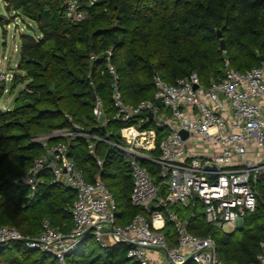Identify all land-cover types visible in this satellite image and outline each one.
Segmentation results:
<instances>
[{"label":"trees","instance_id":"obj_1","mask_svg":"<svg viewBox=\"0 0 264 264\" xmlns=\"http://www.w3.org/2000/svg\"><path fill=\"white\" fill-rule=\"evenodd\" d=\"M2 1L7 11L36 25L34 34L19 35L18 73L13 74L9 92L20 84L24 88L10 109H0V227L12 226L24 236H37L43 219L64 233L73 226L72 191L51 185L49 174L34 193L21 183L35 159L44 153L45 142L35 138L72 128L74 122L101 137L110 132L108 138L118 143L120 129L132 124L110 122L101 128L94 120V93L101 97L108 116L114 113L106 51H111L127 104L153 98L156 73L173 83L195 72L200 83L208 86L224 76L225 62L240 72L264 65L258 60L264 57V0H97L84 6L88 16L77 23L65 18L64 0ZM80 2L86 5V0ZM4 18L0 15V25L8 23ZM217 31L222 33L224 50H219ZM91 55L96 58L90 60ZM3 94L2 84L0 99ZM156 132L158 144L164 133L161 129ZM63 140L51 138L46 144ZM96 153L104 162L101 169L85 138L71 143V159L88 180L100 174L115 198V223L126 226L144 213L129 199L133 185L129 163L105 142L96 141ZM153 154H158L157 149ZM142 165L156 177L154 164ZM254 188L256 210L243 218L242 228L230 233L206 223L201 213L190 214L191 208L175 210L187 221L190 233L214 240L222 262L257 264L264 242V177ZM163 231L169 246H175L176 231L167 220ZM89 241L86 238L77 251L67 255L65 264H138L126 257L128 244L88 249ZM0 264L59 263L48 253L27 249L24 241H12L0 247ZM185 264L196 263L188 260Z\"/></svg>","mask_w":264,"mask_h":264},{"label":"built area","instance_id":"obj_2","mask_svg":"<svg viewBox=\"0 0 264 264\" xmlns=\"http://www.w3.org/2000/svg\"><path fill=\"white\" fill-rule=\"evenodd\" d=\"M96 1L86 0L82 5L80 0H64L65 18L72 23L85 20L88 13L84 6ZM111 55L110 50L104 53L114 113L108 116L101 97L94 93L92 114L101 128L110 122H132L120 129V142H112L110 132L101 137L73 122L72 128L35 138L45 142L44 153L21 178L31 193L45 182L47 174L51 185L74 193L71 230L64 233L48 219L42 220L35 237L24 236L12 226H1L0 247L24 241L27 249L48 253L59 264H65V257L91 238L102 249L120 243L130 245L126 257L138 264H185L188 260L226 264L218 259L214 240L190 233L187 221L175 209L191 208L190 214H197L199 200L205 222L223 231L236 229L247 214L256 210L254 186L264 177V65L240 72L225 62L224 76L208 86L200 83L195 72L173 83L156 73L153 98L127 104ZM95 58L90 56V60ZM12 79L13 74L0 72L4 93ZM89 84L93 86L91 79ZM157 98L163 102L162 107L156 105ZM148 113L153 114L152 119ZM157 129L164 133L158 144ZM181 132L187 136L182 138ZM60 137L65 140L46 144ZM80 137L85 138L99 169L104 162L96 153V141L115 147L129 163L133 184L129 199L144 213L137 214L128 225H116L115 198L100 174L88 180L71 159V143ZM156 149L158 154L154 155ZM144 162L155 165L156 177L142 165ZM193 194L197 199L192 198ZM166 220L176 231L173 247L163 231ZM153 252L159 253L158 259L151 257ZM257 264H264V242L260 244Z\"/></svg>","mask_w":264,"mask_h":264},{"label":"rangeland","instance_id":"obj_3","mask_svg":"<svg viewBox=\"0 0 264 264\" xmlns=\"http://www.w3.org/2000/svg\"><path fill=\"white\" fill-rule=\"evenodd\" d=\"M0 15H3L5 17L4 20L8 22L0 25V72L5 71L9 74L18 73L17 62L20 55L19 35L22 33L34 34L36 25L24 16L7 11L4 8L2 0H0ZM6 87L10 89V83H7ZM20 88L18 85L14 88L13 92L3 94L0 99L1 110H8L14 105V100L18 96ZM195 210L197 213H201L202 211V204L199 200H197ZM232 231L234 230L224 228V232L230 233ZM96 246L98 247L95 241L90 238V241L87 243V248L91 249Z\"/></svg>","mask_w":264,"mask_h":264},{"label":"water","instance_id":"obj_4","mask_svg":"<svg viewBox=\"0 0 264 264\" xmlns=\"http://www.w3.org/2000/svg\"><path fill=\"white\" fill-rule=\"evenodd\" d=\"M217 38L219 39V50H224L225 49V42L222 38V33L221 31H217ZM259 62L263 63L264 62V57L263 56H260L258 58ZM156 105L159 106V107H162L163 106V102L157 98L156 99ZM148 117L149 119H152L153 117V114L152 113H148ZM147 123H145L146 125ZM180 135L182 136V138H185L187 136V133L186 132H181ZM251 184H253L252 180H251ZM192 198L193 199H197V196L195 194L192 195ZM242 228V223H240V227L239 229Z\"/></svg>","mask_w":264,"mask_h":264},{"label":"crops","instance_id":"obj_5","mask_svg":"<svg viewBox=\"0 0 264 264\" xmlns=\"http://www.w3.org/2000/svg\"><path fill=\"white\" fill-rule=\"evenodd\" d=\"M16 50V49H15ZM18 63V62H17ZM10 85H11V83H10ZM19 87H21L20 89H19V91H21L23 88H24V84H20L19 85ZM16 88V87H15ZM14 91V90H13ZM8 93H9V88H8ZM180 206H178V208H179ZM177 208V207H176ZM180 208H182V207H180ZM184 208V207H183ZM240 223H242L243 224V222H239L238 223V225H237V227H236V229H239V227H240ZM236 229H234V230H236ZM151 257L152 258H154V259H158L159 258V253H155V252H153V253H151Z\"/></svg>","mask_w":264,"mask_h":264}]
</instances>
